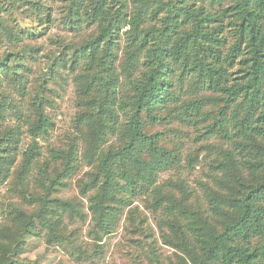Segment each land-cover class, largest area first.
Returning a JSON list of instances; mask_svg holds the SVG:
<instances>
[{"label":"trees","instance_id":"obj_1","mask_svg":"<svg viewBox=\"0 0 264 264\" xmlns=\"http://www.w3.org/2000/svg\"><path fill=\"white\" fill-rule=\"evenodd\" d=\"M57 1L66 29L94 32L79 41L59 39L64 50L35 82L29 131L38 136L51 125L44 106L48 83L60 68L79 70L76 119L89 125L86 149L94 154L111 136L117 142L97 160V189L89 197L95 234L114 231L120 209L146 195L161 214L159 237L182 254L180 264H264V0ZM15 13L31 20V28L15 20ZM54 20L47 0L0 4V40L9 42L0 51V118L6 110L19 117L8 85L24 88L27 60L40 52L24 39L44 36ZM174 124L191 130L194 143L206 141L207 151L218 150L208 163L216 190L207 192L205 209L195 207L178 183L167 182L179 189L178 196L155 184L159 172L179 161V148L166 142L169 133L181 131L169 126ZM11 132L0 134V180L10 175L15 159ZM214 138L221 142H209ZM36 153L34 147L24 153L20 175ZM74 154H66L71 157L64 169ZM186 161L195 163L189 155ZM36 200L39 206L24 216L21 230L0 242V264H21L16 256L26 234L39 233L37 224L47 241L70 243L57 210L68 207L80 215L76 203L49 192ZM144 236L150 238L149 264H164L154 236Z\"/></svg>","mask_w":264,"mask_h":264},{"label":"rangeland","instance_id":"obj_2","mask_svg":"<svg viewBox=\"0 0 264 264\" xmlns=\"http://www.w3.org/2000/svg\"><path fill=\"white\" fill-rule=\"evenodd\" d=\"M47 1L56 20L44 36L24 39L26 44L40 48V52L33 59L27 60L28 68L23 77L24 88L20 91L12 84L8 85L13 99L17 102L19 117L6 110L3 112L6 117L0 118V134L10 130L17 138L15 159L12 160V165L9 164L11 173L0 180V242H7L6 233L14 234L21 230L24 216L31 215L39 206L36 199L49 192L50 197L74 201L78 206L80 215L68 207L65 210H57L61 214L59 221L64 225L63 233L70 243L47 241L45 230L37 224L39 233H27L21 253L16 256L21 264H149L145 255V241L150 238H145V232L154 236V245L164 264H180L177 255L181 257L182 254L177 249L163 244L159 237L157 223L161 214L151 207V196L132 197L130 204L120 209L114 231L107 235L95 234L89 197L95 194L97 189V186L92 185L97 172V160L100 151L116 145L117 142L116 137L111 136L94 154L86 149V128L89 125L78 124L76 119L78 95L75 79L79 70L60 68L58 75L48 83L50 89L46 96L49 103L44 106V113L50 119L51 125L47 126L45 133L38 136L29 131L30 123L35 119V113L30 106L35 82L37 76L46 70L51 57L59 56L64 50L59 39L79 41L94 32L92 27H82L75 31L66 29L59 20V11L62 9L60 3L57 0ZM3 2L5 0H0V4ZM14 17L22 26L31 28L33 25L31 20L21 13H15ZM0 45L1 51L5 47L8 48L9 42L2 39ZM169 126L181 130L176 135L169 133L166 141L169 148H179V161L171 169L159 172L155 184L161 185L164 190H171L178 196L179 189L167 185V182L178 183L190 193L189 201L194 203L195 207L201 206L205 209L208 202L207 192L216 190L208 163L218 156V150L207 151L204 147L206 141L203 140L194 143L191 130L188 132L185 128L179 129L177 124ZM217 141L218 139L214 138L209 142H221ZM223 142L221 145L230 146V142ZM31 147H34L37 153L20 175L24 153L29 152ZM70 151L75 154L70 160V168L66 170L65 163L67 158L71 157L66 154ZM54 153H59V158H55ZM188 155L195 160L192 166L187 164ZM202 184L205 186V193ZM2 251L0 248V254Z\"/></svg>","mask_w":264,"mask_h":264}]
</instances>
